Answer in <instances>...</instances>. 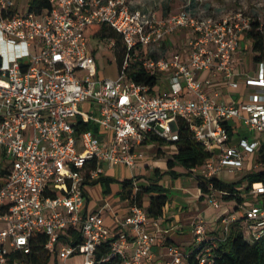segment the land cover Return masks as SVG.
I'll return each instance as SVG.
<instances>
[{
  "label": "built area",
  "instance_id": "2783aa9c",
  "mask_svg": "<svg viewBox=\"0 0 264 264\" xmlns=\"http://www.w3.org/2000/svg\"><path fill=\"white\" fill-rule=\"evenodd\" d=\"M50 2L41 14H21L15 0H0V264H26L42 237L54 264H155L153 249L164 232L160 220L133 199L118 201L123 216L111 202L92 210L89 190L100 186L107 167L137 170L139 148L158 146V138L179 142L181 123L212 154L190 171L197 184L198 177L244 175L264 144V63L247 81L261 89L247 103H220L209 90L218 77L237 86L235 57L257 17L240 11L219 19L189 5L164 17L129 0ZM93 24L121 36L126 55L118 78L100 76L86 36ZM108 42L116 55V40ZM133 65L155 77L156 85L136 82ZM168 79L170 89L164 88ZM86 104L94 111H82ZM87 124L99 133L82 130ZM259 168L256 163L253 172ZM237 190L238 207L218 219L221 238L244 221L260 239L264 183L243 182ZM223 195L210 184L205 199L220 209ZM109 215L113 227L106 224ZM208 232L197 218L193 233L200 253L191 261V253L171 246L165 264H206ZM104 244L111 254L99 257Z\"/></svg>",
  "mask_w": 264,
  "mask_h": 264
},
{
  "label": "trees",
  "instance_id": "16d2710c",
  "mask_svg": "<svg viewBox=\"0 0 264 264\" xmlns=\"http://www.w3.org/2000/svg\"><path fill=\"white\" fill-rule=\"evenodd\" d=\"M51 9L50 0H31L29 2V12L41 14L42 12ZM86 36L88 39L101 40H116L118 51L116 54L119 67L122 66L126 55V49L123 46L121 36L112 28L105 24H93L86 29ZM249 40L252 44L253 62L255 64L264 63V20L258 18L253 19L251 30L245 35L243 40ZM131 76L133 79L142 84L149 86L156 85L155 77L146 73L143 69L133 65L131 67ZM82 130H93L99 133V129L95 126L87 124ZM180 140L176 143H167L162 139H157L158 146L168 144L175 146L176 153L167 160V168L169 171L162 173L159 168L153 170L152 176L147 179V183L137 184L138 191L134 193V181L126 179L121 183V189L117 192L124 200L133 199L140 207H145L148 216L154 220L164 218L169 204L170 190L166 188L161 182L165 174H170L173 179H177L175 168H183L190 175L193 169L202 168L205 163L212 158V154L205 150V148L193 138L189 127L183 123L179 129ZM161 152V151H160ZM160 154V153H159ZM257 165L260 166L258 171L252 172L245 176L238 182H225L217 178L205 179L198 177V188L201 190V200L209 193V185L212 184L214 189L223 192V201L240 203L238 194V186L243 182H248L250 185L254 183H264V144L260 151V157ZM142 178H139L141 180ZM113 182L109 178H102L97 184L101 187L104 185L110 186ZM45 238H40V242L35 245L31 255L26 257V264H54L50 255L45 251L43 244ZM191 250V261L195 260L200 253L198 246H194ZM211 250V256L206 264H264V235L260 239H256L249 230V226L240 221L231 225L230 232L227 238L223 239L217 233L207 235L205 242ZM192 248V247H191ZM110 245L104 244L101 246L98 256L110 255ZM112 264V263H107Z\"/></svg>",
  "mask_w": 264,
  "mask_h": 264
},
{
  "label": "rangeland",
  "instance_id": "374dc122",
  "mask_svg": "<svg viewBox=\"0 0 264 264\" xmlns=\"http://www.w3.org/2000/svg\"><path fill=\"white\" fill-rule=\"evenodd\" d=\"M31 0H16L17 10L19 13L23 14L28 12L29 9V2ZM134 3V6L141 8V9H155L159 12L162 16L174 14L180 12L186 5H189V8L195 13L200 10H205L208 13H214L215 17L219 19H225L230 15H234L238 12H243L250 17H262L264 20V0H129ZM185 37L184 33H181L180 38L183 39ZM248 41V40H247ZM244 43V47L241 50V56L248 57L247 58V70L252 73L255 70V63L252 62V48H246V42ZM249 43V41L247 42ZM91 48L95 51V56L97 59L98 70L101 77L105 78H118L120 74V67L117 61L116 55L113 53V50L110 48L108 40H101V39H90ZM167 78V75L163 76ZM183 86L185 87L186 83L181 79ZM171 81L168 79L164 84V88L170 89ZM81 110L85 113H91L93 110L89 104L84 105L81 107ZM259 137V135H258ZM247 138L252 140V136L247 135ZM163 150V152H160ZM140 152L145 153L149 157V163L151 166L157 168L159 165V169L162 170L160 167L163 163H166L168 158L173 155V147L164 144L161 146H151L149 148H144L140 150ZM160 153V154H159ZM260 157V153L256 152L251 155L250 161L246 163L245 168L246 172L242 177L236 178L234 180L233 176H228L227 179H230L228 182H238L241 181L245 176L252 173L255 168V164L258 162ZM156 165V166H155ZM148 169V168H147ZM182 169V168H181ZM136 170H134L135 172ZM151 174L153 170L150 169ZM168 170H162V173H166ZM185 171V170H183ZM186 172V171H185ZM133 173V172H132ZM131 171L128 170L127 167L122 168L121 166L117 168L110 169L109 167L106 168V178L111 179L113 182L110 183V186L104 185L101 187L99 185L94 186L92 192H89L90 200L95 204V210L100 209L103 205L108 202L114 204L120 200V197L117 195V191L121 189V182L126 179H130L132 176ZM177 173V172H176ZM178 174V173H177ZM177 179L182 177H189L186 173H181L177 175ZM145 178H148V176ZM177 179H173L170 174H165L162 179V184L170 190V199H172L174 190L178 186ZM173 182H175L173 184ZM90 191V190H89ZM197 205L191 208L192 210L198 207L197 214L199 218L203 219L207 226H208V233L211 234L213 229L218 231L220 237L224 235V225L218 220L220 216L227 212L228 209L230 211H235L238 207V203L235 201L232 202H225L222 204L220 209L214 208L208 200H196ZM181 205H185V202H181ZM94 210V209H93ZM190 242H195L193 234L188 233L186 237V241L180 240L178 236H176V244L181 251L186 250V246ZM196 246V244L194 245ZM195 247L188 249L187 251L190 252L194 250Z\"/></svg>",
  "mask_w": 264,
  "mask_h": 264
},
{
  "label": "crops",
  "instance_id": "0c3cea01",
  "mask_svg": "<svg viewBox=\"0 0 264 264\" xmlns=\"http://www.w3.org/2000/svg\"><path fill=\"white\" fill-rule=\"evenodd\" d=\"M16 1V0H15ZM17 7V5H16ZM164 17H168L169 15H164ZM173 14V13H172ZM185 34V33H184ZM247 41V39L242 41V45L240 47V50L238 51L236 57H235V65H236V76L234 79V83H237V86L229 87L227 86L220 77L214 79V86L209 90V94L215 98L216 101L220 103H247L250 99V96L257 92L261 91V89L256 87H251L247 85V81L250 78H254L257 75L258 71V65L255 64V70L249 72L246 68L247 66V56L243 58L241 56V50L244 47V42ZM249 41V40H248ZM247 41V42H248ZM246 42V48L252 47L251 42ZM252 62H253V56ZM254 63V62H253ZM202 77H205V75H202ZM264 140V137H263ZM151 146H146L139 148V153L143 156L138 159V169L134 172V170H131L128 168L129 171H131L132 176L131 180L133 178L135 179L136 183H147V179H149L152 174L150 169L154 170L151 166V163H149V157L145 153L140 152V150L144 148H149ZM156 166V165H155ZM159 168V165H157ZM124 168V167H122ZM148 168V169H147ZM162 170L167 169V162L163 163L160 167ZM161 170V171H162ZM182 168H175L174 171L178 174L186 173L187 171H183ZM145 176L148 178H145ZM139 178H142L139 180ZM228 180H224L225 182H228ZM122 183V182H121ZM175 182H173L174 184ZM178 186L174 190L173 197L171 199V203L168 206V209L166 211V214L164 218L160 219L161 227L164 230L163 233L160 234V240L159 243L154 247V255H155V264H165L166 261L169 259L168 257V250L171 246H177L176 244V236L179 237L180 240L186 241L187 234H193V223L199 216V212H197L198 207L196 206L195 209H191L197 205L196 200H201V194L198 188V184L195 180L191 179V177H182L180 179H177ZM94 187L90 188V193L92 192V189ZM119 191V190H118ZM117 191V192H118ZM120 200L122 199L121 196ZM90 199V198H89ZM185 202V205H181V202ZM115 211L120 215L123 216L125 213V209L121 207V205L118 202L114 203ZM90 209L95 210V204L90 200L89 202ZM227 211H230L228 209ZM106 224L109 227L114 226V219L111 215L107 216L106 218ZM194 242H190L188 246H186V251L192 247Z\"/></svg>",
  "mask_w": 264,
  "mask_h": 264
}]
</instances>
